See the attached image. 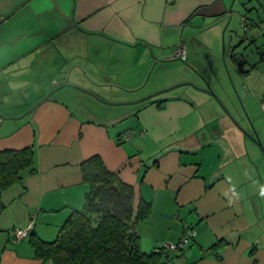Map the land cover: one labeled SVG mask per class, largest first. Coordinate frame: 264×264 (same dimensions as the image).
Listing matches in <instances>:
<instances>
[{"label": "crops", "instance_id": "1", "mask_svg": "<svg viewBox=\"0 0 264 264\" xmlns=\"http://www.w3.org/2000/svg\"><path fill=\"white\" fill-rule=\"evenodd\" d=\"M262 12L264 0H0V150L33 149V170L1 192L0 264H52L35 255L32 240L51 241L83 206L80 164L93 155L134 187L136 200L151 203L136 226L144 252L189 228L195 236L167 264H264V206L247 184L240 188V175L234 184L218 170L235 163L240 146L209 144L224 134L196 114V89L140 100L192 81L178 61L223 51L236 13L244 38L256 34ZM179 44L184 61L172 57ZM114 104L132 107L110 115ZM145 148L156 152L140 178ZM31 214L32 233L13 241L9 231Z\"/></svg>", "mask_w": 264, "mask_h": 264}, {"label": "rangeland", "instance_id": "2", "mask_svg": "<svg viewBox=\"0 0 264 264\" xmlns=\"http://www.w3.org/2000/svg\"><path fill=\"white\" fill-rule=\"evenodd\" d=\"M256 22L257 33H247L245 39L246 27L242 22L241 14L236 13L229 23L232 32L228 29L225 34L223 51L219 47L216 54L201 51L194 56H190L188 52L185 62L178 61L181 65L186 64V75L192 68L200 74V76L191 74L193 80L185 82L201 84L199 87L208 90L209 93L193 91L195 88L191 85H181L170 91L195 92L197 97L191 98L196 114L198 110L208 114L209 129H216L224 134L211 136L209 140L211 146H220L222 152L225 151V146H240L242 153L235 163L218 167V170L226 173L234 184H237L241 176L243 184L240 188L246 190L245 184H247L251 198L261 207L264 206V196L261 195L264 191V12L258 13ZM229 43L232 46L230 49H228ZM231 50L234 60L231 57ZM190 58L195 60V66L189 62ZM131 107L132 105L114 104L106 109L110 115L119 116ZM96 110L101 112L98 108ZM102 112L105 113V110ZM129 120V117L122 119L119 124H128ZM155 152L156 150L148 148L141 152L144 163L140 178H143L144 170H147L148 166L145 164L148 162L150 166L152 165L153 160L149 157ZM220 161H224V157H221Z\"/></svg>", "mask_w": 264, "mask_h": 264}, {"label": "trees", "instance_id": "3", "mask_svg": "<svg viewBox=\"0 0 264 264\" xmlns=\"http://www.w3.org/2000/svg\"><path fill=\"white\" fill-rule=\"evenodd\" d=\"M32 164V147L0 150V197L21 182L22 170H33ZM80 169L88 186L83 206L68 214L54 239L32 240L35 255L52 264H167L170 252L161 247L144 252L136 232L151 203L136 200L134 187L109 170L98 155L83 160ZM218 245L220 240L212 248Z\"/></svg>", "mask_w": 264, "mask_h": 264}, {"label": "built area", "instance_id": "4", "mask_svg": "<svg viewBox=\"0 0 264 264\" xmlns=\"http://www.w3.org/2000/svg\"><path fill=\"white\" fill-rule=\"evenodd\" d=\"M172 57L184 61L186 59V49L183 44L175 46L172 50ZM130 133L125 134L126 140L130 138ZM34 214L30 215L28 224L25 227H16L9 231V234L13 241H18L26 237L29 231L33 228L34 224ZM195 236V231L193 229H187L185 233L176 242L164 243L160 247L163 251L180 253L188 242Z\"/></svg>", "mask_w": 264, "mask_h": 264}, {"label": "water", "instance_id": "5", "mask_svg": "<svg viewBox=\"0 0 264 264\" xmlns=\"http://www.w3.org/2000/svg\"><path fill=\"white\" fill-rule=\"evenodd\" d=\"M231 57H232V60H234V54H232ZM192 71H193V73H195L197 76H200L199 72L196 71L195 69L192 68ZM181 85H191V86H193V87H194L196 90H198V91H203V92H205V93H209L208 90L199 87L198 85H196V84L193 83V82H182V83H178V84H176V85H174V86H171V87H169V88H166V89H163V90L157 91V92H155V93L149 94V95H147V96L141 98L140 100H145V99L152 98V97L158 95L159 93H162V92H164V91H168V90H170V89H173V88H175V87H179V86H181ZM210 93L213 95L212 92H210ZM209 95H210V94H209ZM214 95H215V94H214ZM215 96H216V95H215Z\"/></svg>", "mask_w": 264, "mask_h": 264}, {"label": "clouds", "instance_id": "6", "mask_svg": "<svg viewBox=\"0 0 264 264\" xmlns=\"http://www.w3.org/2000/svg\"><path fill=\"white\" fill-rule=\"evenodd\" d=\"M261 195L264 196V191L261 192Z\"/></svg>", "mask_w": 264, "mask_h": 264}]
</instances>
